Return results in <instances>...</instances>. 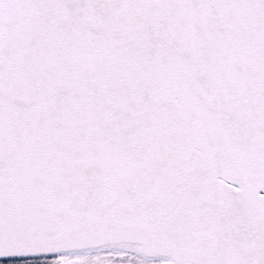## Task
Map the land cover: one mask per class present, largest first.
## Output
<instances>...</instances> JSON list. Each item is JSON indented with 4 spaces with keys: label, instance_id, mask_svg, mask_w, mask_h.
Returning a JSON list of instances; mask_svg holds the SVG:
<instances>
[{
    "label": "snow or ice",
    "instance_id": "snow-or-ice-1",
    "mask_svg": "<svg viewBox=\"0 0 264 264\" xmlns=\"http://www.w3.org/2000/svg\"><path fill=\"white\" fill-rule=\"evenodd\" d=\"M0 258L264 264V0H0Z\"/></svg>",
    "mask_w": 264,
    "mask_h": 264
},
{
    "label": "water",
    "instance_id": "water-1",
    "mask_svg": "<svg viewBox=\"0 0 264 264\" xmlns=\"http://www.w3.org/2000/svg\"><path fill=\"white\" fill-rule=\"evenodd\" d=\"M0 260H5L4 258H0Z\"/></svg>",
    "mask_w": 264,
    "mask_h": 264
},
{
    "label": "rangeland",
    "instance_id": "rangeland-1",
    "mask_svg": "<svg viewBox=\"0 0 264 264\" xmlns=\"http://www.w3.org/2000/svg\"><path fill=\"white\" fill-rule=\"evenodd\" d=\"M3 264H7V263H3Z\"/></svg>",
    "mask_w": 264,
    "mask_h": 264
}]
</instances>
